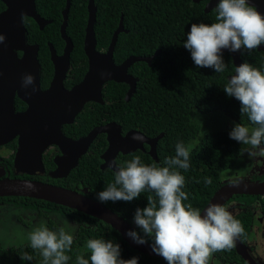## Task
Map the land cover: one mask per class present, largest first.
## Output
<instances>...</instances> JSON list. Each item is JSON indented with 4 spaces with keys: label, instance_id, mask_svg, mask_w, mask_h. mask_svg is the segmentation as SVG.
Masks as SVG:
<instances>
[{
    "label": "trees",
    "instance_id": "trees-1",
    "mask_svg": "<svg viewBox=\"0 0 264 264\" xmlns=\"http://www.w3.org/2000/svg\"><path fill=\"white\" fill-rule=\"evenodd\" d=\"M206 1L94 0V32L98 50L106 49L122 18L124 30L117 35L113 51L115 63H120L130 55L150 56L156 51L158 53L153 56L150 64L135 61L129 66V72L138 81L128 100L125 99L127 85L109 82L102 90L104 104L86 103L73 123L62 126L63 132L72 137L85 134L94 126L111 120L120 124L123 132L137 129L149 137L162 133L156 145L157 161L148 154L149 146L144 144L145 151L136 149L128 154L119 153L115 158L118 167L126 166L136 155L145 164L163 166L164 160L175 156L176 144L183 141L186 146L191 147L189 169L179 170L186 181L183 191L188 193V200L184 203L190 202L199 209L204 207L222 183L223 172L243 167L240 149L244 145L230 138L231 131L226 126L235 122L254 127L246 115L242 116L240 101L224 91L235 68L229 51L222 53L227 64L225 71L216 73L213 68L197 67L190 50L184 47L192 23L216 22V6L205 12L203 8ZM66 2L67 0H35L37 12L51 22L39 29L37 23L28 17L25 24L27 41L39 45L42 88L48 85L53 73L48 42L57 53H62L65 44L60 35V25ZM87 3L88 0H69L66 34L72 40L73 48L64 80L65 86L81 80L87 70V57L83 50ZM4 7L0 0V11ZM240 58L242 63H250L264 71V49H255L250 53L241 47ZM106 143L105 134L99 133L66 178L59 180L42 176L41 179L79 191L85 188L88 196L99 200L98 193L115 181L113 170L100 168V155ZM205 177L212 178L211 185H205ZM149 195L155 198L153 192L145 190L132 201L109 200L103 203L121 217L135 220L136 210L148 205ZM14 199V203L29 212L28 217H40L50 230H58L63 226L66 231L72 232L74 242L71 251L66 253L70 256L68 264H77L78 256H83L91 264V253L86 244L89 239L95 238L118 243L122 259L138 257V264H168L162 257L151 256L132 248L117 230L101 219L42 199L25 196ZM73 225L77 226L75 231ZM245 228L248 230V226ZM135 232L141 237L145 236L137 225ZM29 233L24 235L22 241L14 239V245H6L0 237V264H42L39 251L30 246ZM146 240L154 242L152 236H147ZM25 253L32 255L33 259H22ZM230 253H234V250Z\"/></svg>",
    "mask_w": 264,
    "mask_h": 264
},
{
    "label": "water",
    "instance_id": "water-1",
    "mask_svg": "<svg viewBox=\"0 0 264 264\" xmlns=\"http://www.w3.org/2000/svg\"><path fill=\"white\" fill-rule=\"evenodd\" d=\"M1 1L5 8L0 12V33L6 35V40L0 45V144L15 136L18 137V151L14 158L16 166L30 175L37 170L43 172L42 154L48 145L56 144L62 155L55 159L57 167L54 171L49 172V176L64 177L67 175L68 169L78 163L79 158L98 133H105L107 141V147L100 155L103 160L100 164L101 169L109 167L114 171L118 170L116 163H113L116 155L119 152L126 154L136 149L145 150L143 146L145 143L149 146L148 154L157 161L156 144L162 133L155 137H149L134 129L122 133L120 124L111 121L93 127L84 137L72 139L62 134L61 126L72 123L86 102L103 103L102 87L107 81L128 83L129 89L125 98L129 99L135 90L137 78L127 72L128 67L135 61H146L150 64L153 56L158 52L156 51L150 56L130 55L116 64L113 59V51L118 33L124 30L122 18H120L106 50H98L94 32L96 6L94 0H88V16L83 38L87 70L78 83L66 88L63 81L69 68L70 52L73 48L72 40L66 34L69 10V0H67L62 10L63 20L60 25V35L65 44L62 53L57 54L53 45L48 42L53 74L48 86L42 88L40 85V63L37 58L39 46L27 41L26 27L21 17L22 14H27V17L32 18L40 29L51 20L40 16L36 10L35 0ZM218 1L208 0L204 11H209ZM250 3H254L258 10L264 13V0H250ZM257 49L263 50L264 44H261ZM225 51H229L235 67L243 64L240 58L241 49L236 52L228 49L223 50V52ZM26 74H32L35 77L34 86L28 88L22 86V78ZM234 74L235 72L232 75ZM33 87H35V91H33ZM16 97L27 104V109L24 112H15L13 102ZM134 136L141 137V139H133ZM27 185H32V187ZM4 194L42 199L84 212L111 225L132 248L151 256L162 257L153 250L154 242L146 240L145 243H138L135 238L129 236V231H135L132 225L102 202L89 197L85 188L78 191L35 179H2L0 195ZM234 194L264 195V180L241 177L224 181L214 191L201 211L203 212L212 203L224 204ZM236 251L243 259L252 264L239 240L236 244Z\"/></svg>",
    "mask_w": 264,
    "mask_h": 264
},
{
    "label": "clouds",
    "instance_id": "clouds-1",
    "mask_svg": "<svg viewBox=\"0 0 264 264\" xmlns=\"http://www.w3.org/2000/svg\"><path fill=\"white\" fill-rule=\"evenodd\" d=\"M215 6L216 22L192 23L184 47L190 50L197 67H209L222 73L227 67L222 54L224 49L236 52L244 47L251 53L264 44V13L250 0H219ZM21 19L26 24L27 14H22ZM5 40L6 35L0 33V45ZM234 72L224 91L240 101L242 116L246 115L254 127L237 124L231 130L230 138L244 145L240 149L242 155L264 157L261 146L264 143V71L245 62L236 66ZM34 85L35 77L24 75L22 86ZM133 139L141 137L134 136ZM190 153L191 147L180 141L176 144L175 156L164 160L163 166L145 164L136 155L126 166H119L115 170L114 183L98 193V201L102 203L132 201L145 190L155 194V198L147 197L146 207L136 210L135 220H127L114 212L130 225L135 222L142 229L144 237L135 231L128 233L138 243H145L146 237L152 236L153 250L168 264H209L214 253L233 249L244 235L242 223L227 205L212 203L202 212L190 202L184 203L188 193L183 191L186 181L179 170L189 169ZM204 183L211 185L212 178L205 177ZM76 227L73 225V231ZM28 238L31 248L39 251L42 264H68L70 256L66 253L71 251L74 236L63 226L50 230L42 221ZM86 247L91 253V264H138V257L122 259L120 245L112 240L89 239ZM22 259L32 260L33 256L25 253ZM77 264H89V260L78 256Z\"/></svg>",
    "mask_w": 264,
    "mask_h": 264
},
{
    "label": "flooded vegetation",
    "instance_id": "flooded-vegetation-1",
    "mask_svg": "<svg viewBox=\"0 0 264 264\" xmlns=\"http://www.w3.org/2000/svg\"><path fill=\"white\" fill-rule=\"evenodd\" d=\"M96 45H97V43H96ZM105 50L106 49H102L100 51H105ZM18 54H20V52H18ZM57 54H61V53H57ZM37 58H38V53H37ZM49 58H50V55H49ZM116 64H119V63H116ZM69 66H70V64H69ZM52 67H53V65H52ZM68 70H69V68H68ZM68 70H67V73H68ZM127 72L130 75H132L133 77H136L135 75H133L132 73L129 72V67L127 69ZM67 73H66V75H67ZM65 79H66V76H65ZM79 81L67 85L68 87L65 86L64 81H63V84L66 88H70L74 84L78 83ZM112 81L115 83H122L124 85H127V89L125 91V95H126V92L129 89V84L126 82H121V81L117 82L114 80H110V81L105 82L104 85H106L107 83L112 82ZM137 81H138V78H137ZM40 85H41V64H40ZM104 85H103V88H104ZM103 88H102V90H103ZM18 99L14 98V102H13L14 107H15V112H18V113L24 112L27 109V104L19 99L21 101L20 102ZM126 100H128V99H126ZM89 102H92V101H89ZM86 103H88V102H86ZM98 104H104V99H103V103H98ZM111 121H113V120H111ZM111 121H108V122H111ZM66 124H71V123H66ZM62 126H61L62 134L66 135L62 130ZM121 129H122V127H121ZM129 130H131V129H129ZM134 130H137V129H134ZM125 132L122 131V133H125ZM88 133H89V131H87L85 134H82L78 137H72V136H68V135H66V136L69 138H72V139H77L79 137L86 136V134H88ZM96 136L93 138L91 143L94 141ZM105 138H106V134H105ZM17 139H18V137L15 136V137L11 138L9 141L0 144V181L2 179H6V180L35 179V180H40L43 182L51 183L48 181V179L42 180L41 177L44 176L46 178H53V177L49 176V172L54 171L56 169L57 164L54 161H55V159L59 158L62 155V152L58 148V146L56 144H50L47 146V148L44 150V152L42 154V163H43V169H44L43 172L36 169L37 171L34 174L30 175V174H27L26 172H24L23 169H19L15 164L14 158H15V154L18 151ZM91 143H90V145H91ZM90 145L88 146L87 150L83 154H85L88 151ZM261 146L264 147L263 144ZM106 147H107V145H106ZM106 147H105V149H106ZM119 153H121V152H119ZM128 153H131V152H128ZM128 153H126V154H128ZM121 154H123V153H121ZM240 159H242L241 160L242 166H243L242 172H239V170H238V171H235L233 175L224 176L221 179L222 183L224 181L234 180V179H238L241 177H247V178H250L253 180H257V179L264 180V157L250 158L249 155L247 153H245L244 155H242V154L240 155ZM102 162H103V160H102ZM241 162H240V164H241ZM77 164L74 167H72L71 169H68V173L66 176L57 177V179L60 180L62 178H66L69 175L70 171L77 166ZM106 168H109V167H106ZM54 179H56V178H54ZM52 184H54V183H52ZM56 185H59V184H56ZM59 186H61V185H59ZM62 187H64V186H62ZM66 188H69V187H66ZM241 195H243V194H234L223 205L228 206L229 210L233 212V214L236 216V218L238 220H240V222L242 223V225L244 227V235L239 239V242L244 246L246 254H247L248 258L252 261V264H264V195H249V196H252L251 198L250 197L249 198L248 197L243 198V197H241ZM17 196L18 195H11V194L0 195V209H5V207L8 208L9 206L10 207L12 206L13 208H20L21 209V206H18L16 203H14V200H15L14 197H17ZM21 210H25V209H21ZM0 215H3V211H0ZM22 222H24V220ZM2 223H3L2 224L3 228L9 227V224L6 221L3 220ZM24 224H30V222L26 220L24 222ZM245 226H248V230H246ZM132 227L135 228L136 225L132 224ZM233 250H234V253H230ZM228 253H230V254L228 255ZM209 264H250V263H248L245 259H243V257L237 253L236 247H234L231 250H224V251L214 253Z\"/></svg>",
    "mask_w": 264,
    "mask_h": 264
},
{
    "label": "rangeland",
    "instance_id": "rangeland-1",
    "mask_svg": "<svg viewBox=\"0 0 264 264\" xmlns=\"http://www.w3.org/2000/svg\"><path fill=\"white\" fill-rule=\"evenodd\" d=\"M236 125L237 123L230 122V124L226 127L231 131ZM238 170L239 172H242V167L240 166L223 172L222 178L224 176L233 175L234 172ZM0 211H3V215H0V237L4 240L6 245H14V239L16 238L20 241L24 240L22 239L24 235H28L27 233L33 231L35 227L42 222L40 217H37L36 215H33V218L28 217L27 214L29 212L27 210H21L20 208H13L12 206H9L8 208L5 207V209H0ZM3 220L9 224L8 228H3ZM23 220L29 221L30 224H24V222H22Z\"/></svg>",
    "mask_w": 264,
    "mask_h": 264
}]
</instances>
